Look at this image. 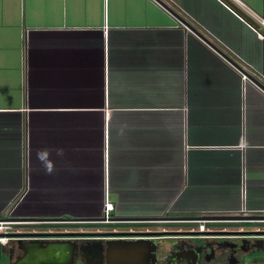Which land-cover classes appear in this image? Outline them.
I'll list each match as a JSON object with an SVG mask.
<instances>
[{"label": "crops", "instance_id": "obj_1", "mask_svg": "<svg viewBox=\"0 0 264 264\" xmlns=\"http://www.w3.org/2000/svg\"><path fill=\"white\" fill-rule=\"evenodd\" d=\"M159 1L0 0V217L264 215V42Z\"/></svg>", "mask_w": 264, "mask_h": 264}, {"label": "flooded vegetation", "instance_id": "obj_2", "mask_svg": "<svg viewBox=\"0 0 264 264\" xmlns=\"http://www.w3.org/2000/svg\"><path fill=\"white\" fill-rule=\"evenodd\" d=\"M213 216L222 215L107 223L13 216L1 237L0 264H264V218H250L264 215L203 218ZM103 224L120 227L102 230Z\"/></svg>", "mask_w": 264, "mask_h": 264}, {"label": "built area", "instance_id": "obj_3", "mask_svg": "<svg viewBox=\"0 0 264 264\" xmlns=\"http://www.w3.org/2000/svg\"><path fill=\"white\" fill-rule=\"evenodd\" d=\"M219 3L230 11L236 18L239 19L242 23H244L249 29H251L254 33L258 35L261 41L264 42V9L263 13L259 14L249 8L245 3L241 0H218ZM232 3L235 8L230 4ZM260 78L264 79V73L260 75ZM243 82L246 81V76L242 77ZM114 208L112 203H110L107 199V195L105 194L104 199V207L101 219L104 223H107L114 217ZM13 217V210L9 211L4 215L3 219L0 221V242L4 241L2 236L6 235L10 232V218ZM202 229V227H201Z\"/></svg>", "mask_w": 264, "mask_h": 264}, {"label": "water", "instance_id": "obj_4", "mask_svg": "<svg viewBox=\"0 0 264 264\" xmlns=\"http://www.w3.org/2000/svg\"><path fill=\"white\" fill-rule=\"evenodd\" d=\"M154 1L157 2L160 6H162L168 13H170V15H172L178 22H180L184 27H186L190 32L195 33L197 36H199L201 39L204 40V38L191 25H189L183 19H181L173 10L168 8L164 3H162L159 0H154ZM220 54L224 57V59H226V61L228 63H230L232 66H234L240 73H244L246 75V79L248 80V82L252 83L258 89H260L261 91L264 92V84H262L256 77L246 73L236 63L232 62L229 58H227L222 53H220ZM203 218L231 219V218H236V217L231 216V215H226V216L222 215V216L203 217ZM250 218H264V217L254 216V217H250ZM190 219H193V218H190ZM15 220L37 222V221H45V220H49V219L48 218H22V219H15ZM73 220L76 222H92V223H95V222L97 223V222L102 221V219H100V218H74ZM111 220H114L115 222H129V221L134 220V219H111ZM158 234L165 235V234H179V233H158Z\"/></svg>", "mask_w": 264, "mask_h": 264}, {"label": "rangeland", "instance_id": "obj_5", "mask_svg": "<svg viewBox=\"0 0 264 264\" xmlns=\"http://www.w3.org/2000/svg\"><path fill=\"white\" fill-rule=\"evenodd\" d=\"M113 227H117V228H118V227H120V226H119V225H118V226H117V225H110V224H107V225H106V224H105V225H104V224H103V225H99V228L102 229V230H103V229H105V230H107V229H111V228H113ZM121 228H125V227H121ZM37 229H40V228H37ZM90 229L94 230V227H92V228H90Z\"/></svg>", "mask_w": 264, "mask_h": 264}]
</instances>
